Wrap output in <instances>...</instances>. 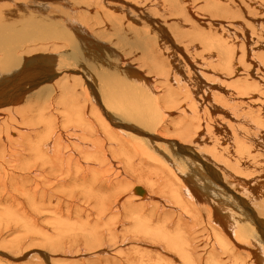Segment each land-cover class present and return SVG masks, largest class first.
Returning a JSON list of instances; mask_svg holds the SVG:
<instances>
[{
	"label": "bare ground",
	"instance_id": "obj_1",
	"mask_svg": "<svg viewBox=\"0 0 264 264\" xmlns=\"http://www.w3.org/2000/svg\"><path fill=\"white\" fill-rule=\"evenodd\" d=\"M67 1L0 0V248L35 264H264V0H200L219 16L175 18L205 26L192 50L165 0L159 17ZM246 8L251 34L225 35Z\"/></svg>",
	"mask_w": 264,
	"mask_h": 264
},
{
	"label": "rangeland",
	"instance_id": "obj_2",
	"mask_svg": "<svg viewBox=\"0 0 264 264\" xmlns=\"http://www.w3.org/2000/svg\"><path fill=\"white\" fill-rule=\"evenodd\" d=\"M67 1V0H66ZM66 1H64V0H60V2H58L60 5H63L62 7H66V6H64L67 2ZM70 1V0H69ZM109 1H111V0H109ZM117 1H119V4H120V6H122V7H124L125 9H128V10H130V8H128L129 6H128V4L126 5V3H129V4H131V5H135V7H134V10L135 11H137V10H139V12H142V13H146V14H148V15H150V16H153V17H156V16H158L159 17V13H157V11L159 10V8H160V4H159V1H162V0H156V1H151V0H117ZM133 1V2H132ZM170 1L172 2V3H170ZM165 0V2L167 3V10L169 11V12H167L165 15H166V18H169V19H171L170 20V22H168V23H166V25L167 26H169V28L170 29H172V30H174V31H176V32H178L179 34H180V39H181V43H184V44H187L188 46L187 47H189L190 49L189 50H192V48L190 47V45H192L191 43L194 41V38H195V34H198V32H196V31H198L196 28L199 26H201L200 27V29H202L203 28V30H205L206 28H204L202 25H200V24H198L196 21H194V23H187V25H186V23H184V24H182V23H179V21H176V19L175 18H177V17H181V16H183V17H181L182 19H185V18H190L192 21L194 20L193 19V17H192V15H191V10L192 11H194V16H201V17H204V15L206 16V18H208V19H211V17H218L219 15L218 14H216L215 12H213V11H209V10H207V12H204V13H201V14H199L200 13V11H198L199 9H197L198 8V5H199V2H200V0ZM197 1H198V4H197ZM223 1H230V0H218V2H221V3H223ZM232 1V0H231ZM235 0H233V2H234ZM245 3H247V0H243ZM90 2V0H88V3ZM102 2H108L107 0H97V1H94V0H91V3H87L88 5H90V4H92V5H97V3H102ZM126 2V3H125ZM136 2V3H135ZM178 4H180L181 5V8H183V13H180V12H178V8H177V6H176V4L177 3ZM184 2V3H183ZM190 2V3H189ZM63 3V4H62ZM73 3H75V2H73ZM125 3V4H124ZM151 3V4H150ZM255 6H256V4L254 3V2H252ZM141 4H143L144 6H142ZM184 4H185V6H184ZM136 5H139L138 7H139V9H138V7H136ZM189 5V6H188ZM94 6L91 8L92 10H93V8H94ZM175 6V7H174ZM187 6H188V8L190 7V10L188 11V8H187ZM196 6V7H195ZM244 6V5H243ZM13 7V5H8V6H3V10H4V12H5V14H6V12H7V14H8V11H9V9L10 8H12ZM82 7H84V3H82ZM96 7V6H95ZM235 7V6H234ZM6 8V9H5ZM141 8V9H140ZM143 8V9H142ZM147 8H149V9H147ZM153 8V9H152ZM155 8V9H154ZM156 8L158 9V10H156ZM172 8H173V10H172ZM237 8V7H236ZM86 9H88V8H86ZM95 10H96V8H94ZM94 10V11H95ZM121 10V9H120ZM119 10V11H120ZM143 10V11H142ZM156 10V11H155ZM175 10V11H174ZM154 11V12H153ZM256 11V12H255ZM158 12H160V11H158ZM244 12H245V14H244ZM23 13H25L24 11H21L18 15H20V14H23ZM186 13V14H185ZM6 14V15H7ZM256 14V15H255ZM18 15H14L13 16V18H16ZM164 15V16H165ZM177 15V16H176ZM185 15V16H184ZM235 15L236 16H234L233 18H234V20H235V24H237V25H234V20H232V24H229V18L227 19V22L225 23V26L226 27H228V28H230V30H229V32H227L225 35H228L229 37H232V36H235V35H237L238 33L239 34H241V35H249V34H251V28L252 27H245V25H243L244 24V22L247 20L251 25L253 24V20L252 19H256V18H258L259 16H260V14L258 13V11L257 10H255V9H252V8H246V9H244V10H240V9H238L237 11H235ZM246 17H245V16ZM187 16V17H186ZM160 17H163V16H161L160 15ZM248 17V18H247ZM249 17H251V18H249ZM208 19H206V20H208ZM186 20V19H185ZM240 20V21H239ZM209 21V20H208ZM242 21V22H241ZM241 22V23H240ZM154 23L156 24V22L154 21ZM172 23V24H171ZM206 23V22H205ZM243 23V24H242ZM184 25V26H183ZM196 25V26H195ZM218 25H220V24H217V25H213L215 28H217L218 27ZM240 25V26H239ZM242 29H241V28ZM183 28H185V29H183ZM232 28V29H231ZM246 28V29H245ZM191 29H193V30H191ZM226 29V28H225ZM248 29H249V31H248ZM219 30V29H218ZM236 30V31H235ZM246 30V31H245ZM195 32V33H194ZM200 32H202V31H200ZM247 32V33H246ZM248 32H249V34H248ZM194 33V34H193ZM238 34V35H239ZM108 35V34H107ZM106 35V36H107ZM111 35L113 36V34L111 33L110 34V36L109 37H111ZM238 35H237V37H238ZM194 36V37H193ZM249 38V37H248ZM35 39H36V37H35ZM124 39V38H123ZM233 39V38H232ZM37 40V39H36ZM51 40H54V41H51V43H50V41L49 42H47V43H45V45H47V46H49V47H51V46H53V44L55 45V44H58V46L59 45H63L64 43H63V41L62 40H59V39H56V38H51ZM56 40V41H55ZM58 40H59V43H58ZM193 40V41H192ZM256 40V39H255ZM122 41V42H121ZM121 41H119V44H121V46L123 47V48H127V43L125 42V41H123L122 39H121ZM36 44H37V42L36 41H34ZM124 42V43H123ZM197 42V41H196ZM34 45V44H31V45H28L25 49H24V51L26 50V49H33V48H38L39 49V44L38 45ZM44 45V44H43ZM111 45L113 46V47H115L118 51H120L121 50V48L119 47V46H116L115 44H113V43H111ZM259 48H261L262 49V46H259ZM38 49H36V50H38ZM71 51V48L68 50V52L67 53H69ZM197 51V50H196ZM34 52V51H33ZM32 52V53H33ZM199 52H201V50H199V51H197V54L199 55ZM82 53H83V51H82ZM101 52H98V54H97V50H95V53L94 54H92V55H87L88 57H92V58H95L96 60H97V64H99L100 62L101 63H103L104 61L106 62V58L108 57L109 58V56L106 54V53H104V55H102V54H100ZM81 54V53H80ZM99 55V56H98ZM141 55V54H140ZM82 56H84V58L86 59V61L81 57V55L79 56V60H81L80 62H83V64H84V66H87L85 63H87L89 60L87 59V57L84 55V54H82ZM103 56H105V58L103 57ZM162 57H163V54H162ZM164 59H166V56L164 57ZM163 59V60H164ZM88 64V63H87ZM253 70V71H252ZM90 71H91V75L93 76H95V74H94V71H93V69H90ZM243 70H241L240 69V73L238 74L237 72H235V77H240L241 76V72H242ZM251 71H252V74L254 73V76L256 75V76H259L260 74H258V73H256V68L255 67H251ZM239 72V71H238ZM78 76V75H77ZM243 76V75H242ZM253 76V77H254ZM255 76V77H256ZM235 77H233V78H235ZM95 78H96V76H95ZM70 80V79H69ZM223 82H225V80H223V79H221ZM210 82L212 83V84H217L216 82H214V81H211L210 80ZM77 85L79 84V82L77 81V82H75ZM95 84V87L97 88V84H96V82L94 83ZM218 84H223V85H226L225 83H221V82H219ZM74 85V84H73ZM214 90L215 91H217L218 90V92L219 91H221V90H219L218 88H214ZM43 96V95H42ZM80 97V91H78L77 92V97L76 98H79ZM82 98H80V100H81ZM211 100H212V102H213V100L214 99H212L211 98ZM228 103H230V101H228ZM241 106V105H240ZM241 107H243V106H241ZM240 107V109H239V112L241 111V109H246V108H241ZM201 114V111H199V115ZM240 115H242L241 113H239ZM201 117H202V114H201ZM169 135V134H168ZM167 136V135H166ZM160 142H158L157 144H158V147H159V149H165V150H168L169 148H168V145L166 144L167 142L165 141V142H163V139H161V140H159ZM168 148V149H167ZM260 166H262V165H259V167H257L256 166V168L259 170L261 167ZM258 173L260 172V171H257ZM229 181H231V180H229ZM237 185H239L238 183H237ZM230 196L231 195H229V198H228V200H230ZM192 234V233H191ZM193 235V234H192ZM194 236V235H193ZM195 237V236H194ZM193 237V238H194ZM34 247V246H33ZM197 247V248H196ZM200 246L199 245H195V247L194 248H196L195 250L196 251H200V248H199ZM4 249H7V248H4ZM4 249H2V247L0 248V251L2 252V251H4ZM8 251H10V252H8ZM28 251H30V250H27L26 252L28 253V255H25L26 254V252H23L22 254H19V255H22V256H26L25 258L24 257H22V256H20V257H18V256H16L15 254L17 253V252H19L18 250L16 251V252H12L11 250H9V249H7L6 250V252L4 251L3 253H6V254H9V255H11V256H13L14 258H19V259H16V260H18V263L19 264H35L34 262H31L30 260L31 259H29L30 258V255L32 254L31 252V254L28 252ZM25 253V254H24ZM15 256H14V255ZM30 254V255H29ZM76 255V253H75V251H73V256H75ZM101 257V256H100ZM0 260L1 261H3L2 260V257L0 258ZM60 260H62V259H60ZM72 260H74V259H67V261L68 262H70V261H72ZM76 260H81V259H76ZM83 260H84V264H92V260H98L97 258H88V259H85V258H83ZM53 262V261H52ZM60 264H63V261H61V263ZM67 264H76L75 262H71V263H67ZM256 264V263H255Z\"/></svg>",
	"mask_w": 264,
	"mask_h": 264
}]
</instances>
